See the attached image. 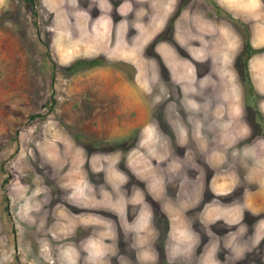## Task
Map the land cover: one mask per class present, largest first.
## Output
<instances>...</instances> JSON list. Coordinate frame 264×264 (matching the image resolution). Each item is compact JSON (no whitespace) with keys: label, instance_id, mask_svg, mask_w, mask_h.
Here are the masks:
<instances>
[{"label":"rangeland","instance_id":"obj_1","mask_svg":"<svg viewBox=\"0 0 264 264\" xmlns=\"http://www.w3.org/2000/svg\"><path fill=\"white\" fill-rule=\"evenodd\" d=\"M153 5L0 0V264H264V0Z\"/></svg>","mask_w":264,"mask_h":264},{"label":"crops","instance_id":"obj_2","mask_svg":"<svg viewBox=\"0 0 264 264\" xmlns=\"http://www.w3.org/2000/svg\"><path fill=\"white\" fill-rule=\"evenodd\" d=\"M149 3H154V5L153 6H156V5H159V7L160 8H162V7H165V6H163V5H161V0L159 1V0H149ZM104 5V4H103ZM231 5H232V3H231ZM235 8V7H234ZM101 15V14H100ZM102 17V16H101ZM96 19H97V15H96V17H95ZM95 18H92V24H91V28H92V26L96 23V22H94L93 21V19H95ZM103 19L105 20V21H107V19H105V17H103ZM95 30H96V25H95ZM261 31H264V30H260V32ZM256 33V32H255ZM257 34V33H256ZM219 35H222V44L219 42V44L218 43H215L214 44V46H218V49L219 48H221L220 50H218V52H219V54L217 53V56L219 57V55H220V53L221 52H225L226 51V53L228 54L229 53V51H230V49H228V45L230 44V41L232 40V37L234 38V35L233 34H231V32L229 33L228 31H224L223 33H220ZM230 38H231V40H230ZM257 38V37H256ZM249 43L253 46V45H258V43H254V42H252L251 41V39H249ZM222 46V47H221ZM224 49H228V50H225V51H223ZM206 50H208V49H206ZM207 53H208V51H207ZM211 53V52H210ZM209 55V54H208ZM259 56H260V59L262 60V61H264V53H260L259 54ZM203 59H208V56H205ZM251 65V64H250ZM251 77H252V75H251ZM260 82H261V80H260ZM252 83H254L253 81H252ZM255 84V83H254ZM261 88H259V89H257L259 92H261V94H263L264 95V82L262 83L261 82ZM255 86V85H254ZM257 86V85H256ZM256 88H258V87H256ZM262 100H261V102H260V105H259V111L262 113V114H264V97H262L261 98ZM242 116V115H241ZM238 121H239V123H241V124H238V126H241L242 125V123L244 124V119L242 118V117H239V119H238ZM244 125H246V128L248 127V124L245 122V124ZM233 127L234 126H236L235 124L234 125H232ZM232 126H230V125H228L227 127H225V129H227V131H225L224 133H226L227 134V136H228V138H229V136L230 135H228V133H232L233 131L231 130V129H233V127ZM245 129V128H244ZM256 139V138H255ZM262 143V142H261ZM261 143H257V144H255L256 146H258V150H257V152H254V153H257V154H260V153H258V151L259 150H261V152H262V154L264 155V148H263V146L261 145ZM252 144V142L250 143V144H248V145H251ZM261 148V149H260ZM250 190H251V188H249ZM259 190H264V185H262V183L261 184H259V185H257L256 187H254L253 189H252V191H254V192H257V191H259ZM154 234V239L156 238V236H155V234H156V232L155 233H153ZM169 234V233H168ZM170 242V241H169ZM169 245H170V243H169Z\"/></svg>","mask_w":264,"mask_h":264},{"label":"trees","instance_id":"obj_3","mask_svg":"<svg viewBox=\"0 0 264 264\" xmlns=\"http://www.w3.org/2000/svg\"><path fill=\"white\" fill-rule=\"evenodd\" d=\"M250 50H251V46H250V43H249L248 40H247V41H245V43H244V49H243V54L245 53V55H244L243 58H242V59H243V60H242V63H243V66H244V67H245V65H246V58H247V56H248ZM86 62L92 64V59L87 60Z\"/></svg>","mask_w":264,"mask_h":264},{"label":"flooded vegetation","instance_id":"obj_4","mask_svg":"<svg viewBox=\"0 0 264 264\" xmlns=\"http://www.w3.org/2000/svg\"><path fill=\"white\" fill-rule=\"evenodd\" d=\"M157 244V243H156ZM169 245H168V243H166V242H164V245L162 246V247H157V246H155V249H156V251L158 250V249H160L159 251L161 252V254H165L166 252H167V247H168ZM158 248V249H157ZM200 249V248H199ZM165 252V253H164ZM158 253V252H157ZM159 255V254H158ZM197 255H198V253H197Z\"/></svg>","mask_w":264,"mask_h":264}]
</instances>
